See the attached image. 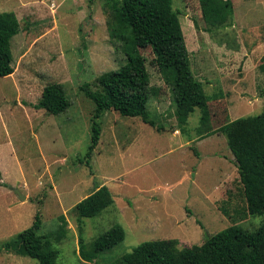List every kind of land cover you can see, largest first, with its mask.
<instances>
[{
	"label": "rangeland",
	"instance_id": "374dc122",
	"mask_svg": "<svg viewBox=\"0 0 264 264\" xmlns=\"http://www.w3.org/2000/svg\"><path fill=\"white\" fill-rule=\"evenodd\" d=\"M138 1L0 0V12H15L21 24L12 39L14 75L0 78V264H42L31 238L27 246L35 256L4 247L32 227L38 213V234L58 251L57 264H121L145 241L200 245L234 224L259 226L261 219L248 214L235 157L218 129L264 109V0H231L234 21L222 28L209 25L201 0H171L194 77L213 98L209 127L201 130L214 132L205 139L199 138V109L187 125L177 120ZM121 10L129 23L120 19ZM133 57L145 64L158 91L148 107L164 129L106 111L100 142L88 158L95 104L80 86L96 89L98 77L119 72ZM50 83L63 85L71 102L60 115L36 107ZM102 184L114 204L83 219L85 250L94 252L114 226L121 225L125 236L88 261L79 254L74 207Z\"/></svg>",
	"mask_w": 264,
	"mask_h": 264
},
{
	"label": "trees",
	"instance_id": "16d2710c",
	"mask_svg": "<svg viewBox=\"0 0 264 264\" xmlns=\"http://www.w3.org/2000/svg\"><path fill=\"white\" fill-rule=\"evenodd\" d=\"M201 1L210 26L222 28L233 24L234 7L231 0ZM138 3L142 24L157 64L164 81L172 89L180 126L187 125L189 117L199 109L201 127L208 128L211 120L209 102L213 98L207 95L203 83L194 77L181 24L171 0H139ZM120 19L125 24L129 23L125 10L120 11ZM20 32L21 24L16 13L0 12V78L9 77L15 72L12 39ZM129 60L119 72L98 77L96 89L90 84L80 86V90L95 104L88 158L99 144L102 133L99 119L106 111L114 110L124 117H139L158 131L164 129L153 118L148 107L158 91L151 86L145 64L134 57ZM70 106L64 86L50 83L44 88L36 107L52 115H60ZM218 130L226 136L235 157L248 214L261 219L259 226L249 230L241 224H234L209 236L200 245L180 247L177 239L145 241L124 254L121 264H264V109L259 115L228 121ZM213 132L199 129L200 137ZM113 204L111 190L102 186L75 206L81 232L79 254L83 259L95 261L102 253L123 241L125 229L117 225L95 242L94 252L85 250L83 219L96 218ZM42 225L43 219L38 213L33 226L13 240L6 241L4 247H13L21 255L35 256V252L27 246L31 238L42 264H57L58 251L51 249L50 240L38 234Z\"/></svg>",
	"mask_w": 264,
	"mask_h": 264
},
{
	"label": "crops",
	"instance_id": "0c3cea01",
	"mask_svg": "<svg viewBox=\"0 0 264 264\" xmlns=\"http://www.w3.org/2000/svg\"><path fill=\"white\" fill-rule=\"evenodd\" d=\"M13 75H14V73L11 75V77H13ZM10 77V76H9ZM132 118H135V117H132ZM201 118V117H200ZM241 118V117H240ZM238 119V118H237ZM142 120V119H141ZM236 120V119H235ZM143 121V120H142ZM229 121H233L232 119H230ZM149 125V124H148ZM200 125H201V123H200ZM199 129H201V126L199 127ZM210 136H212V134L211 135H209V136H205V137H200V133H199V138H201V139H205V138H208V137H210ZM100 142V141H99ZM228 143V142H227ZM229 146V145H228ZM173 148H174V146H173ZM230 148V147H229ZM224 164H223V170L224 171H222V173H223V180H226L227 179V177H228V175H229V173H228V171H227V169H226V163L227 164H229V161H228V158H225L224 157ZM237 170H238V168H237ZM238 174H239V172H238ZM193 182H196V178L194 177L193 178ZM239 184L241 185V183H240V176H239ZM102 186H104V184H102ZM102 186H100V187H102ZM99 188V187H98ZM97 188V189H98ZM230 188V186H226V188L225 189H229ZM96 189V190H97ZM241 189H242V185H241ZM93 192H95V191H93ZM92 192V193H93ZM91 193V194H92ZM89 195H86V196H84V197H82V199H85L86 197H88ZM81 200V199H80ZM215 203H216V201H214ZM215 203L213 204V205H215ZM78 204V203H77ZM76 204V205H77ZM75 205V206H76ZM75 208V207H74Z\"/></svg>",
	"mask_w": 264,
	"mask_h": 264
},
{
	"label": "water",
	"instance_id": "95a60500",
	"mask_svg": "<svg viewBox=\"0 0 264 264\" xmlns=\"http://www.w3.org/2000/svg\"><path fill=\"white\" fill-rule=\"evenodd\" d=\"M15 191L21 196L22 199H25V196H22V195L19 193L18 190H15Z\"/></svg>",
	"mask_w": 264,
	"mask_h": 264
}]
</instances>
